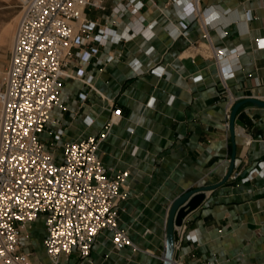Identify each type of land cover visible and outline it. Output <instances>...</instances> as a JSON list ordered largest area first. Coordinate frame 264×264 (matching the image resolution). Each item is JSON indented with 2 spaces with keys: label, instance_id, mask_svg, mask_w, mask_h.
I'll use <instances>...</instances> for the list:
<instances>
[{
  "label": "crops",
  "instance_id": "0c3cea01",
  "mask_svg": "<svg viewBox=\"0 0 264 264\" xmlns=\"http://www.w3.org/2000/svg\"><path fill=\"white\" fill-rule=\"evenodd\" d=\"M102 1L103 9L84 10L96 23L93 33L97 28L131 32L137 24L149 32L72 48L64 67L70 76L60 90L63 107L51 111L59 125L50 124L47 131L63 128L61 142H72L98 134L112 110H121L97 153L109 173L129 170L122 188L127 197L116 209L119 227L138 250H115L110 232L102 230L88 259L73 250L61 254L57 264H164L159 255L170 203L186 190L219 182L233 151L231 175L205 191L175 232L174 255L183 264H264V175L258 173V162L264 161V107L240 106L231 133L224 125L223 98L226 84L238 100H264V48L256 45L264 37V0H197L196 18L190 14L192 0H142L138 11L129 8L121 16L112 10L120 0ZM90 46L97 52L88 60L75 56ZM240 48L234 66L232 53ZM218 49L225 52L223 66L215 60ZM29 228L21 250L50 264L41 243L42 219ZM36 237L40 252L29 247Z\"/></svg>",
  "mask_w": 264,
  "mask_h": 264
},
{
  "label": "built area",
  "instance_id": "2783aa9c",
  "mask_svg": "<svg viewBox=\"0 0 264 264\" xmlns=\"http://www.w3.org/2000/svg\"><path fill=\"white\" fill-rule=\"evenodd\" d=\"M191 17L200 16L197 0ZM143 6L142 0H120L112 8L121 16ZM103 9L102 0H23L7 65L0 75V263L42 264L33 253L21 250V237L32 222L41 218L44 236L41 243L50 264H57L61 254L75 250L80 259H88L92 244L102 230L110 232L115 250L131 247L138 250L127 232L118 225V202L127 194L122 190L129 175L128 169L111 174L97 150L112 125L121 117L114 108L111 116L96 135L61 142L63 128L47 131L50 124L59 125L51 118L55 107H63L60 90L64 78L69 77L64 67L70 61L71 50L89 41L104 44L118 42L149 31L137 24L133 31L116 33L112 28H97L84 10ZM181 34H185L182 31ZM264 48V37L256 40ZM151 47L146 51L150 52ZM97 52L96 47L75 56L86 61ZM241 48L232 53V64L237 66ZM222 49L214 50L216 62L223 66ZM139 68V66H138ZM155 69V68H154ZM81 75V73H78ZM227 75V72H223ZM85 83L90 77L84 79ZM224 125L227 128L230 111L238 100L223 84ZM79 98H85L80 93ZM152 103V102H151ZM47 132L48 141L39 135ZM250 139L246 143H250ZM60 149L57 155L56 151ZM264 175V161L258 162ZM249 175L242 178L248 180ZM178 226L175 232H179ZM183 233V231H180ZM175 246V240H174ZM165 260V248L159 255ZM169 264H183L174 255Z\"/></svg>",
  "mask_w": 264,
  "mask_h": 264
},
{
  "label": "water",
  "instance_id": "95a60500",
  "mask_svg": "<svg viewBox=\"0 0 264 264\" xmlns=\"http://www.w3.org/2000/svg\"><path fill=\"white\" fill-rule=\"evenodd\" d=\"M245 103H251L256 106L264 107V100H260L255 97H245L240 100H237L230 111L229 116V122H228V128L230 132H233L234 128V118L236 111L240 106H242ZM234 148V146H233ZM233 159H234V151L231 154L230 162L228 169L223 176V178L211 185H205L198 188H192L189 190H186L185 192L179 194L176 196L172 202L170 203L168 210H167V216L165 220V260L164 264H169V259L173 255L174 251V235H175V228L182 225L184 217L193 209H195L204 199L205 197V191L213 189L222 183H224L228 177L231 175L233 170Z\"/></svg>",
  "mask_w": 264,
  "mask_h": 264
},
{
  "label": "rangeland",
  "instance_id": "374dc122",
  "mask_svg": "<svg viewBox=\"0 0 264 264\" xmlns=\"http://www.w3.org/2000/svg\"><path fill=\"white\" fill-rule=\"evenodd\" d=\"M22 1L23 0H0V70L4 71L7 61L9 48L12 42L11 33L13 32L17 24V20L19 18L20 12L22 10ZM2 74V73H1ZM0 74V75H1ZM2 76V75H1ZM40 139L46 141V134L41 133L39 135ZM60 153V149L56 151L58 155ZM29 230H25V233L22 239H25L29 235ZM38 237L35 240L30 242V250L41 251L42 247L38 242ZM35 251L36 257L40 261H44L45 259L41 256V254ZM2 264V263H0Z\"/></svg>",
  "mask_w": 264,
  "mask_h": 264
},
{
  "label": "bare ground",
  "instance_id": "6f19581e",
  "mask_svg": "<svg viewBox=\"0 0 264 264\" xmlns=\"http://www.w3.org/2000/svg\"><path fill=\"white\" fill-rule=\"evenodd\" d=\"M11 39H13V32L11 33ZM12 43V42H11ZM11 46V45H10ZM3 73V71L0 70V74Z\"/></svg>",
  "mask_w": 264,
  "mask_h": 264
}]
</instances>
